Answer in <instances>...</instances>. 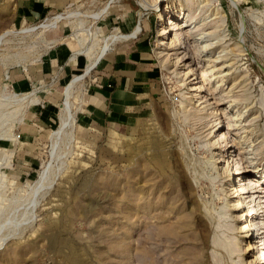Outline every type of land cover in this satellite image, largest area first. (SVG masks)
<instances>
[{"label": "rangeland", "instance_id": "rangeland-1", "mask_svg": "<svg viewBox=\"0 0 264 264\" xmlns=\"http://www.w3.org/2000/svg\"><path fill=\"white\" fill-rule=\"evenodd\" d=\"M150 1L147 5V0H79L48 16L77 10L85 15L61 19L40 36L38 28L17 32L0 44V264H232L223 248L213 246L215 227L203 214L205 209L213 210L223 225L234 222L239 227L240 221L218 216L238 182L228 170L219 169L218 174L211 164L220 144H207L217 133L206 135L215 129L214 117L205 126V118L199 123L188 114L190 109L184 111L180 105L194 81L187 74L180 82L179 71L185 69L179 66L189 58L174 65L155 54L161 80L159 104L140 110L134 125L107 126L101 132L87 131L93 136H82L76 123L86 94L96 88L97 63L75 84L73 122L56 139L51 136L62 117L63 86L82 72L89 54L99 51L103 36L130 30L140 11L138 37L146 38L154 50L160 21L166 26L164 21L182 6L195 23L192 30L197 32L202 18L208 24L200 28L215 30L211 56L232 49L227 57L231 66L222 68L226 73L220 86L206 84L207 112L211 114L216 103L227 106L223 122L227 127L230 113L237 110L240 124L228 129L230 140L246 135L242 146L249 152L251 166L264 170V0ZM165 2L167 12L160 9ZM96 12L99 15H91ZM44 18L22 22L14 8L0 7V32L37 26ZM187 43L195 51L192 39ZM50 50L65 59V71L41 81H12L10 71L19 72L41 54L48 57ZM197 57L200 68L204 62ZM25 92L30 95L21 101L12 96ZM232 149L237 151L236 145ZM228 153L223 151L221 158H230ZM236 160L238 167L245 164L238 156ZM236 160L229 163L232 169ZM46 166L52 182L35 189ZM198 208L209 226L200 223ZM259 211L263 226L264 206ZM226 229L215 231L223 239L221 232L231 233ZM243 232H235L242 245L250 241ZM258 237L250 241L255 248ZM251 250L243 252L247 262Z\"/></svg>", "mask_w": 264, "mask_h": 264}, {"label": "bare ground", "instance_id": "bare-ground-1", "mask_svg": "<svg viewBox=\"0 0 264 264\" xmlns=\"http://www.w3.org/2000/svg\"><path fill=\"white\" fill-rule=\"evenodd\" d=\"M146 4L147 5L151 4V1L147 0ZM193 4L194 3H192V5ZM204 5L205 4H203V7ZM103 8H106V7H103ZM144 8H145V5L142 6V9ZM160 9L166 12L169 11L168 2H165L164 7L160 6ZM176 10H177L176 13L172 14L174 15V17H170V18L168 17L167 20L164 21V23L167 24L166 26L163 25L160 21L161 26L159 27L157 31L158 32L157 35L159 37L156 40V46L154 48V52L157 57L162 58L163 62L170 61L174 65H179V62L185 61V59L189 58V62L187 64L183 63L182 66L181 65L179 66V67L184 68L185 71L183 72V69H182L181 70L182 73L181 71H179L180 74L179 73L178 74L180 75L179 77H180L181 84H183V82L185 81V76L187 74L193 75L192 79H194V81L190 84L192 86H190V89H189L190 90L189 96L187 97L185 96L184 99H181L180 105L184 111L186 109H190L188 114L192 116V119H195L199 123L205 118L206 121L205 123L203 122L205 126L209 125L211 118L214 117L215 123L213 124V126H215V129L214 130L209 129L206 135H209L213 131L214 132L216 131L217 133L215 132L216 134L213 135V139L210 141L208 140L207 144H211V145H215L217 143L218 144L220 143V144L218 145V150H214V153L212 154L211 164H213L218 174H220L219 169L224 172L228 170V173L232 176V179H235L236 177L237 182H238V185L235 186L234 184L235 188L231 187L232 188L231 194H232V198L234 197V199L229 198V200L227 199L223 200V203L221 206L223 208V214H218V216H220V218L222 216L223 217L225 216V218H228V219L232 218V220L234 221L235 220L240 221L239 227H237V225L234 222L226 223L225 225H223L220 222V220L217 219L215 215H213L214 214L213 210L211 212L210 209L209 210L205 209L209 205L204 208L205 211L206 210L207 211L204 212L205 214L203 215L209 219L208 221L209 224L210 225L212 224L215 227L216 231L217 229L220 230L221 227L226 226L227 229L231 232L230 234L228 233L225 234V231L221 232L220 233L221 235L224 234L223 236L224 238L221 239L219 237L220 236L219 233H217L214 230L215 234L213 236V241H212L213 246L216 248H223L224 251L226 252L227 257L230 258V260L232 261V264H250V263L264 264V225L263 226L260 225L258 221L260 217L259 207L261 208L262 206H264V205L261 206V204H264V195H262V193H264V170L258 169L256 166H251L252 159L247 157L249 152L246 151L245 146H242V143L245 140L246 135H242L241 133V135L236 136L237 139L234 137L232 140L233 143L230 140L231 135L228 133V129H230L231 126H233L232 128H237L240 124V120L238 118L239 113H237V110L230 113L231 123H229L228 126L226 127L224 126L225 124H223V122H224V119L227 117V115L225 114L227 111V106L221 105V103L220 104L216 103L215 107L211 111V114L209 113L210 117H208L209 114L206 108V106L208 105L207 104L208 102L206 103L207 97H205V91L208 89L206 84H208L209 82H212V83L214 82L216 84L214 85V88H217L218 86H220L225 76V73H226V72H223L222 68L229 69L231 66V62L228 60L227 57L231 53L232 49L229 47L228 49L227 46H226L227 50H225V48L223 47H220V48H223L220 50L221 51L224 50L225 52L221 54L220 53L221 51L219 50L217 51L214 57L211 56L210 48L216 41L215 39H214L215 41H213V38H211V36L215 34L214 33L215 30L211 32L210 30L206 31L204 28H202L203 27L202 25L208 24L206 22V18L200 19L201 22L196 25L197 32H195L194 30H192V28L195 27V23L193 24L191 22L192 16L189 15L188 13L185 14L184 12H182L183 10L182 6L177 7ZM139 12L137 14L138 21L133 25V27L130 30L124 31V32H114V33L106 34L105 36H103L99 51L96 54H89L88 62L85 64L82 72L74 75L65 83V85L63 86V90H62L64 99L62 100V103L60 105V109L62 111V117L60 120L59 128L57 130L52 131V135H51L52 137H55L56 139L59 133H61L67 125L73 122L72 121L73 114L71 111V105H72L71 97L73 94L75 84L77 82H80L91 71V69L103 58V56L106 54V52L111 48V46L114 43H116L117 41H123L128 38L135 37L141 33V30H142V26L140 22L141 14ZM99 13L100 12H96L91 15L97 16L99 15ZM81 15L83 16L85 14L81 13L78 10L68 11L65 13H57L55 15L45 17L40 22V24H38L37 26L35 25L26 26V27L23 26V28L18 29V31L6 29L0 32V44L3 41H5L7 38L17 34V32L31 33L34 31L35 28H38V31L36 32V34L40 36L46 30L56 25L57 22L60 21L61 19L78 17ZM159 17H160V20H163L165 18V16H163L161 12L159 14ZM191 24H193L192 27H191ZM200 26L202 27L200 28ZM189 39H192L194 43L195 51L194 50L192 51L191 48L189 47L190 44L188 45L187 43ZM196 54H199L200 57L202 58L201 61L204 62L200 68L197 67L198 61H196L195 58L199 55H196ZM217 60L223 63L220 66H217V63H216ZM226 60L228 62H225ZM190 62L191 64H189ZM232 84L234 85V82ZM18 95L19 94L15 93L12 96L16 97L17 101H21L23 99L28 98V96L30 95V92L22 93V95L20 96ZM213 111H215V113H213ZM240 128H242V126ZM215 136H218L216 137L218 139H215ZM235 145L237 147V151H235V149H232V146H235ZM223 151H228V152L230 151L228 155L232 154V156L229 158L226 155V159H222L221 156H222ZM237 156L242 161L241 163H245L243 166L238 167L236 165V163L238 162V160H236ZM229 159H231L230 161L236 160V162L233 164L235 165L234 169H232V165L229 164L230 163ZM249 164H250V167H249ZM51 182H52V179L49 177L47 173V166H46L43 168L42 171L39 172L38 180L36 181V184H35V189L41 186H46L47 184H50ZM259 185L262 187L260 189H256L255 187ZM239 209H241L240 214L236 212V211H239ZM200 211L201 209L198 208V217L200 219L199 220L200 223H202L203 225L209 226L206 218L200 214ZM232 211H235V214H233ZM248 211H250V213H248ZM237 230H240L241 232L244 231L243 232L244 234L243 233L242 234L245 235L246 237H249L250 241L254 240L253 238L258 237V235H261L260 237H258L259 239L257 241L256 248H255V245H253L250 241L243 245L240 244V241L235 236V232ZM168 231L172 232L173 230L169 229ZM253 231L258 232L257 233L258 235L256 236V234L253 233ZM246 249L247 250L252 249L251 251H254L250 262H247L246 260H244V257H243V252Z\"/></svg>", "mask_w": 264, "mask_h": 264}, {"label": "crops", "instance_id": "crops-1", "mask_svg": "<svg viewBox=\"0 0 264 264\" xmlns=\"http://www.w3.org/2000/svg\"><path fill=\"white\" fill-rule=\"evenodd\" d=\"M79 0H0V7L14 8L18 21L35 22L65 9ZM49 56L10 71L12 81L44 80L67 69V62L56 50ZM95 70L96 88L86 94L77 120L80 135L89 130L101 132L107 126L131 125L138 122L139 111L148 104H159L161 95L160 69L150 42L135 36L116 42L98 62ZM96 66V65H95ZM133 121H124L126 118Z\"/></svg>", "mask_w": 264, "mask_h": 264}]
</instances>
